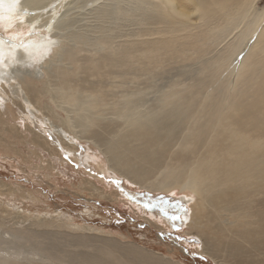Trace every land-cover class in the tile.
Here are the masks:
<instances>
[{"label": "bare ground", "instance_id": "obj_1", "mask_svg": "<svg viewBox=\"0 0 264 264\" xmlns=\"http://www.w3.org/2000/svg\"><path fill=\"white\" fill-rule=\"evenodd\" d=\"M98 1V29L87 36L61 32L65 11L55 24L61 0H0L1 26L19 12L31 14L29 30L43 27L19 42L0 33V85L12 96L17 88L36 104L51 102L47 115L56 120L45 118L46 126L58 138L91 143L104 169L142 188L191 195L195 207L185 220L217 264H264L263 0ZM110 16L119 22L104 25ZM42 74L41 85L9 87ZM148 89L158 95L146 98ZM25 128L35 144L54 148L46 131ZM40 233H29L39 251L20 259L5 249L0 264H180L134 243L66 232L64 243H45L36 240ZM73 244L94 248H64Z\"/></svg>", "mask_w": 264, "mask_h": 264}, {"label": "rangeland", "instance_id": "obj_2", "mask_svg": "<svg viewBox=\"0 0 264 264\" xmlns=\"http://www.w3.org/2000/svg\"><path fill=\"white\" fill-rule=\"evenodd\" d=\"M88 1L89 6L81 5L87 3L86 0L85 3H80L81 0H61L60 9H57L60 14L55 16V24H58L65 13L66 24L61 29L62 33L81 32L83 35L92 36L96 32L100 21L96 20L98 12L94 9L95 1L98 0ZM112 1L119 4L124 2ZM100 2L98 1L99 4ZM73 4L78 7L75 8ZM257 7L259 11H263L264 0ZM89 10L91 11L87 13ZM63 11L65 12L62 13ZM18 13L16 12L17 17H10L8 25L1 26L0 23V33L5 39L19 42L21 38L31 39L43 34V27L36 31L29 30L30 21L27 17L31 14L23 15L25 12H22L24 17L21 18ZM106 21L107 24L104 25L114 26L119 19L110 16ZM46 28L47 26L44 27ZM54 65L49 68L54 70ZM44 79L45 75L42 79H19L20 82L11 81L9 87L16 88L22 81L26 86L28 83L41 85V80ZM14 93L15 97L8 92L7 86L0 85V118L4 121L0 125L1 253L8 250L15 253L12 256L21 259L30 251H39L35 249L36 241L30 240V234L34 236L35 232L38 235L40 232H52L45 237L40 233L41 236L36 237V240L43 241L45 238L44 242L49 243L53 238L64 243L67 240L61 235L66 232L70 238L72 234H86L114 239L120 243H134L161 255L165 261L180 264H217L202 250L203 243L198 231L189 227V220H185V217L192 215L195 207L191 195L179 189L170 192L142 188L114 170L104 169L107 163L100 150L91 143L70 135L68 139L58 138L54 130L46 126L44 119L50 118L47 113L51 109L48 107L51 102L48 105L36 104L22 89L16 88ZM157 95L156 89L146 90V98ZM42 101L47 102L48 98L43 95ZM41 105L44 106L43 109ZM107 108L109 106L106 107L104 115L115 112L112 108ZM52 118L56 120L53 116ZM26 124L50 134L51 146L54 148L50 150L41 144H35L31 140L32 136H28L25 131ZM16 128L21 129L22 136L16 133ZM71 139L72 142L68 144ZM73 142L77 144L73 145ZM93 180L100 188L97 193L91 190V183L89 184ZM114 191V197L108 195ZM45 220L53 221L54 224L50 225ZM64 248L71 251H92L94 247H77L73 244L65 245ZM37 254L35 259L39 261L41 254ZM66 259L69 260L68 257ZM46 261H51V264H69V261L49 258Z\"/></svg>", "mask_w": 264, "mask_h": 264}]
</instances>
